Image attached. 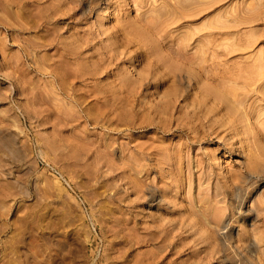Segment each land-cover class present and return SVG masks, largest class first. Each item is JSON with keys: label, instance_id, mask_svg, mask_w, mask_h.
I'll return each instance as SVG.
<instances>
[{"label": "rangeland", "instance_id": "obj_1", "mask_svg": "<svg viewBox=\"0 0 264 264\" xmlns=\"http://www.w3.org/2000/svg\"><path fill=\"white\" fill-rule=\"evenodd\" d=\"M0 264H264V0H0Z\"/></svg>", "mask_w": 264, "mask_h": 264}, {"label": "bare ground", "instance_id": "obj_2", "mask_svg": "<svg viewBox=\"0 0 264 264\" xmlns=\"http://www.w3.org/2000/svg\"><path fill=\"white\" fill-rule=\"evenodd\" d=\"M41 1H42V0H41ZM39 2H40V1H39ZM87 11H88V10H87ZM51 12H52V11H51ZM52 13H53V12H52ZM53 14H54V13H53ZM50 15H51V13H50ZM50 15H49V16H50ZM54 15H55V14H54ZM54 15H51V16H54ZM56 15H58V14H56ZM74 15H75V14H73L72 17L75 19V16H74ZM51 16H50V17H51ZM55 17H56V16H55ZM74 51H75V50H74ZM59 85H60V84H59ZM254 165H255V164H254ZM252 168H253V166H252V164H250V165H248L247 170H248V171L250 170V171L253 172ZM245 171H246V170H245ZM252 172H251V173H252ZM254 172H255V170H254ZM245 173H247V172H245ZM252 177H253V176H252ZM259 179H260V178H259ZM259 179H255V180H253V181L251 182V185H253V187L256 186V185H257V182H258ZM250 180H252V178H250ZM241 203H242V202H241ZM226 227H227V225H225V228H226ZM252 245H253V244H252Z\"/></svg>", "mask_w": 264, "mask_h": 264}]
</instances>
